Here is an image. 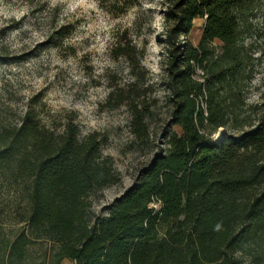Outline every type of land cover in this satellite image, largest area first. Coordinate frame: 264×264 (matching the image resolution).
<instances>
[{"label":"trees","instance_id":"16d2710c","mask_svg":"<svg viewBox=\"0 0 264 264\" xmlns=\"http://www.w3.org/2000/svg\"><path fill=\"white\" fill-rule=\"evenodd\" d=\"M101 3L115 13L108 0ZM162 3L166 148L96 213L105 190L121 183L113 158L103 154L105 136L83 135L70 120L62 130L46 127L31 112L0 128V173L20 184L24 205L0 218V264H32L31 247L44 241L52 246L34 264H264V96L245 109L241 95L255 75V52L245 40L261 2ZM196 19L205 23L193 45ZM65 29L58 28V41ZM130 42L124 33L110 53L129 64L135 83L144 53ZM139 108L131 116L137 139L148 137L146 109ZM220 129L226 137L216 142Z\"/></svg>","mask_w":264,"mask_h":264},{"label":"rangeland","instance_id":"374dc122","mask_svg":"<svg viewBox=\"0 0 264 264\" xmlns=\"http://www.w3.org/2000/svg\"><path fill=\"white\" fill-rule=\"evenodd\" d=\"M108 2L114 14L101 0H0V128L17 125L31 112L46 127L62 130L70 120L83 135L105 136L103 154L113 158L121 183L105 190L95 204L96 213L131 187L138 170L166 148L164 128L170 108L162 0H137L129 8L127 0ZM260 2L245 40L257 59L255 75L241 93L245 109L259 106L264 96V0ZM204 23L194 21L189 36L193 45L198 44ZM63 25L68 34L58 41L56 32ZM124 33L130 45L144 53V71L135 70V83L129 64L110 53ZM130 84H135L130 93L120 92ZM135 107L146 109L148 137L137 139L133 133ZM172 130L182 134L179 126ZM225 133L218 130L214 140L219 142ZM0 192V218L9 220L6 212L24 206L21 186L0 173ZM165 229L160 228L161 235ZM51 246L44 241L31 247L32 264ZM62 264L74 263L64 260Z\"/></svg>","mask_w":264,"mask_h":264},{"label":"water","instance_id":"95a60500","mask_svg":"<svg viewBox=\"0 0 264 264\" xmlns=\"http://www.w3.org/2000/svg\"><path fill=\"white\" fill-rule=\"evenodd\" d=\"M225 137H226V134L223 136V138H222V139H225Z\"/></svg>","mask_w":264,"mask_h":264},{"label":"built area","instance_id":"2783aa9c","mask_svg":"<svg viewBox=\"0 0 264 264\" xmlns=\"http://www.w3.org/2000/svg\"><path fill=\"white\" fill-rule=\"evenodd\" d=\"M153 206V205H152Z\"/></svg>","mask_w":264,"mask_h":264}]
</instances>
